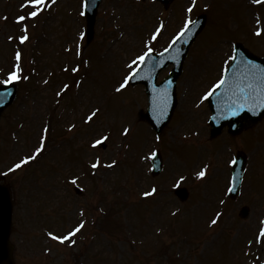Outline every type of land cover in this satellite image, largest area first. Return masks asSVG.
I'll use <instances>...</instances> for the list:
<instances>
[{"label":"rangeland","instance_id":"1","mask_svg":"<svg viewBox=\"0 0 264 264\" xmlns=\"http://www.w3.org/2000/svg\"><path fill=\"white\" fill-rule=\"evenodd\" d=\"M20 1L0 0V10L8 6L9 12ZM71 2L80 7L81 0ZM58 3L65 4L58 8L57 20L54 14L36 19L37 32L45 35L39 41L45 42L44 47L22 53L38 67L34 86L26 87H30L28 93L20 87L27 105L23 109L13 105L0 121L25 113L18 142L9 137L15 125L5 131V137L0 129V178L11 192L15 264H228L230 257L242 264H264V237H260L264 228V117L234 136L229 145L222 134L209 137L205 124L209 111L202 107L216 82L219 63L225 68L231 60L232 40L241 41L255 54L263 53L264 31L255 33L258 28L264 30V1L197 0L188 13L191 0H173L167 9L155 0H101L93 41L83 39L85 65H91L84 72L86 80L79 87L72 84L57 100L55 91L69 80L62 71L55 75L48 70L62 64L59 56L66 41L58 42L53 28L58 21L69 29L73 24L75 34L85 26L81 17H69L68 7H73L68 1ZM202 11L207 15L203 32L189 50L183 78L177 80L179 109L156 135L160 136L156 142L149 125L139 117L147 108L144 88L115 89L133 59L148 47L159 51L186 19ZM63 32L62 37L66 33L72 37L69 30ZM69 52L76 57L74 49ZM51 57L53 65H49ZM53 108L55 115L45 134L47 122L42 121ZM95 108L98 114L85 122ZM124 119L128 122L118 123ZM123 126L129 132L117 135ZM42 135H48L44 151L11 174L5 172L31 146L37 147ZM102 136L108 137L104 147L93 148L92 142ZM156 150L163 158V170L151 175V153ZM237 152L246 158L245 172L238 194L229 198L230 160ZM97 158L100 166L93 169ZM113 160L117 163L108 167ZM205 167L206 176L198 178L196 173ZM180 177L185 179L180 181ZM73 178L76 184L71 183ZM174 185L187 190L185 200L169 190ZM74 186L81 188L80 194ZM153 186L157 192L144 197L142 193ZM242 208L244 216L239 214ZM221 210L218 222L208 225L214 212ZM81 222L84 227L70 238L74 244L47 235H66ZM213 258L218 262L213 263Z\"/></svg>","mask_w":264,"mask_h":264},{"label":"water","instance_id":"2","mask_svg":"<svg viewBox=\"0 0 264 264\" xmlns=\"http://www.w3.org/2000/svg\"><path fill=\"white\" fill-rule=\"evenodd\" d=\"M170 0H164V3L167 4ZM89 18L91 19V15H89ZM200 23V24H199ZM199 24V25H198ZM204 21L202 17V22H198L195 24V26L191 27V30L186 34L187 38L186 40L184 37L182 39H179L178 44L181 42H184L186 44V47L182 52L175 51L174 48H171L167 52L160 54V55H149L146 58V61L144 64H142L141 68L139 69V72L136 76V79L138 81H141L145 83L147 87V91L149 92L150 98H151V109L154 112L160 113L162 112L166 107H168L167 110V117L165 116V121H168L169 116L172 113V110L175 106V94H174V82L175 78L178 75L179 66L183 60V57L186 54V50L189 46V44L194 39L195 35L201 30L203 27ZM238 57L233 62V65L229 69L228 77L226 78L225 82H228L231 78L237 75L238 73L243 72V70L240 69L239 65L241 67H245L248 71V77L247 79L253 80V75L256 70V65L253 64V57L247 53L241 46L238 47ZM175 52L176 58L178 60V68L177 70H174V72L167 78L165 81H163L160 85H155V77L157 73L165 68L169 62L172 60L171 57H169V54H173ZM240 59V60H239ZM238 61H241L238 62ZM240 63V64H239ZM236 70V72H235ZM230 78V79H229ZM246 78V73L243 74L242 80ZM235 82L238 81V79L234 80ZM226 83L223 84L222 87L225 86ZM222 87L219 89L220 94H222ZM255 98H259L261 96L260 90L254 92ZM251 90H248V93L245 95H237V97H234L233 100L236 102L235 104H244L246 105L243 107L245 110H237L234 108V104H228L224 105L223 112L220 114L221 119L226 118L227 120H224L227 122L229 126V131H237V128L233 127L240 123V120H246L244 126L247 124H250V122L255 121L258 117L256 116L254 112L255 105L253 104V101L251 99ZM217 96L214 97V101L217 100ZM247 99L251 101H247ZM3 104V103H2ZM0 104V110L2 109L3 105ZM250 111L249 114L246 111V108ZM263 110L259 113L261 114L264 112V105L261 107ZM235 112V114H233ZM255 114V115H254ZM149 114H147L146 117H148ZM254 115V116H253ZM250 120V122H248ZM223 124V121H221V124L219 127H221ZM242 126V124H240ZM239 126V127H240ZM240 167H241V161L236 160L235 169L233 171V185L236 186L238 184L239 178H240ZM10 212H11V205L8 197L7 190L4 187H0V263L7 258V249H6V240L9 233V225H10Z\"/></svg>","mask_w":264,"mask_h":264},{"label":"snow or ice","instance_id":"3","mask_svg":"<svg viewBox=\"0 0 264 264\" xmlns=\"http://www.w3.org/2000/svg\"><path fill=\"white\" fill-rule=\"evenodd\" d=\"M255 3H261V0H254ZM51 3H55V0H51ZM196 3L197 0H191V4L188 6L187 8V12L188 13H192L193 9L196 7ZM32 7L34 10L28 12V16L35 18L37 17L43 10L45 7L50 6L47 3V0H25V3L21 5V7ZM85 6H87V0H85ZM207 7V6H206ZM26 20V16L25 15H20L17 17V22H22ZM257 23L259 24V20H257ZM196 22L194 20H192L190 17L188 19L185 20L183 27L181 28L180 32L177 34V36L173 39L172 41V45H174L179 39H182L190 30L191 27L195 26ZM161 28L163 27V25L161 24L160 26ZM261 31H264L262 29H257L256 31V35H260ZM160 32V28L156 29L155 34L151 37L152 40H155L157 38V35ZM81 37H83L84 33L80 34ZM9 39H12V37H9ZM29 39V35H28V28L27 26L24 27L23 29V34L19 37V40L21 43H24L25 41H27ZM172 45H170L169 47H171ZM69 51H71V49H68ZM153 51V49L151 47L147 48V51L143 52L141 55H138L135 59H133L131 61V63L128 65V67L131 69V71L129 72V74L125 75L122 78V81L119 83L118 87H116L115 91L116 92H120L121 90L125 89L127 87V85L129 84V81L134 78L138 72H139V65H142L145 63L146 58L150 55V53ZM165 51H168V49H165ZM77 55L80 54L79 52V46H77ZM15 59L17 62L20 61L21 59V53L19 51L16 52L15 54ZM234 59V57H233ZM137 66V67H133V66ZM65 71H68L69 69L67 67H65L64 69ZM80 70V66L76 65L74 67L71 68V71L73 73H77ZM20 71L19 69V64L17 63L16 65V70L12 71L8 74V78L4 81H2V83L4 85H8L10 84L12 81H18L21 77L18 74ZM26 78V77H25ZM45 83H47V81H45ZM225 83L224 79H221L215 87H220L221 85H223ZM80 82H76V86L79 87ZM71 87V85L65 83L62 85V87L60 88V90L57 92V96L62 95L63 93H65L67 90H69V88ZM249 87H252L251 85H249ZM241 91H243V89H241ZM7 95L6 92H2L0 93V104L4 103V99L3 97H5ZM212 92H209L206 94L207 96H211ZM261 104L264 105V97H261ZM246 105L242 104L240 105V107H245ZM99 108H95L93 109L90 114L86 117V121L85 122H91L93 120V118L98 114L99 112ZM233 114H235V112H233ZM70 127L74 128L75 125H71ZM45 134L48 132V128L45 127L42 130ZM125 134H127L129 132V129L125 128L124 129ZM108 139L107 136H102L99 139H95L92 142V147L95 148L98 145H101L104 141H106ZM45 142H46V135H42L40 137V142L39 145L34 149V152L32 154L29 155H25L23 157H21L19 159V161L17 163H15L13 165V167L11 169H9V171H14L16 169H20L21 167L27 165L30 161H33L37 158V156H39L45 149ZM156 152L153 151L151 153V156L154 158L156 156ZM117 163V161L113 160L111 162V164L107 165L108 167H112ZM100 166V160L99 158L96 159V162L91 164V167L93 169L97 168ZM155 166V163L154 165ZM198 178H204L206 176V167L205 169L200 170L199 172L196 173ZM185 178L184 177H180V181H183ZM177 182V184H179V182ZM71 183L76 184L77 183V178H73L71 180ZM176 186V185H174ZM231 190V189H230ZM157 192L156 187H152L150 191H144L142 194L144 197H150L152 195H154ZM220 213H216V218L211 220V224L215 225L218 222V219L220 217ZM84 227V222L79 223L78 225H76L71 231H69L66 235L60 236V235H55L53 232H48L47 235L49 237H51L52 239L59 241L60 243H63L64 241H70L72 244L75 243V240H70V238L72 236H74L76 233H78L82 228ZM260 237H264V228H262L260 230Z\"/></svg>","mask_w":264,"mask_h":264}]
</instances>
